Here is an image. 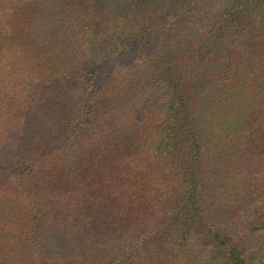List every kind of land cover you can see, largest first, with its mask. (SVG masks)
I'll return each instance as SVG.
<instances>
[{
    "label": "trees",
    "instance_id": "1",
    "mask_svg": "<svg viewBox=\"0 0 264 264\" xmlns=\"http://www.w3.org/2000/svg\"><path fill=\"white\" fill-rule=\"evenodd\" d=\"M0 264H264V0H0Z\"/></svg>",
    "mask_w": 264,
    "mask_h": 264
}]
</instances>
